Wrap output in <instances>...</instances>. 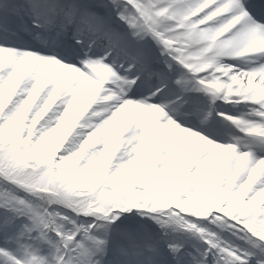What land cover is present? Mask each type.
<instances>
[{
    "label": "snow or ice",
    "instance_id": "obj_1",
    "mask_svg": "<svg viewBox=\"0 0 264 264\" xmlns=\"http://www.w3.org/2000/svg\"><path fill=\"white\" fill-rule=\"evenodd\" d=\"M0 264H264V0H0Z\"/></svg>",
    "mask_w": 264,
    "mask_h": 264
}]
</instances>
